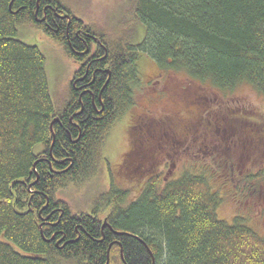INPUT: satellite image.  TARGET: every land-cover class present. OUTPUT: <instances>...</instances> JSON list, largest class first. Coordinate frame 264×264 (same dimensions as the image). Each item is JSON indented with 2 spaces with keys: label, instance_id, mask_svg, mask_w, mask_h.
I'll return each instance as SVG.
<instances>
[{
  "label": "trees",
  "instance_id": "1",
  "mask_svg": "<svg viewBox=\"0 0 264 264\" xmlns=\"http://www.w3.org/2000/svg\"><path fill=\"white\" fill-rule=\"evenodd\" d=\"M11 1L0 0V264H105L114 239L123 245L126 264H151L147 248L155 264H264V240L237 221L228 225L219 220L220 198L202 176L188 174L163 185L155 175L132 202H126L130 192L117 188L110 178L108 190L92 200L88 212L74 211L59 200L65 214L59 222L58 214L51 219L71 243L65 248L54 246L45 226L41 235L38 214L46 198L52 204L58 191L99 176L109 131L134 106L142 80L137 67L141 53L159 70L184 72L190 81L219 91L248 84L264 95V0H129L130 19L125 28L119 22L117 36L101 35L84 21L72 23L74 31L85 32L90 40L98 38L107 52L97 67L112 71L102 89L104 110L96 114L86 96L76 116L80 104L67 79L52 93L45 54L17 39L22 25L12 11L17 5L30 9L35 0H14L10 10ZM137 22L145 30L134 42ZM64 31L50 37L68 58ZM94 91L100 110L99 90ZM57 117L61 123L53 125V157L63 165L55 169L65 172L56 176L40 159L52 144L50 124ZM70 118L81 127V137ZM33 168L40 176L35 185ZM50 209L41 212L43 217ZM103 219L111 232L101 233ZM78 225L80 238L75 233ZM109 255L108 264H122L115 244Z\"/></svg>",
  "mask_w": 264,
  "mask_h": 264
},
{
  "label": "flooded vegetation",
  "instance_id": "2",
  "mask_svg": "<svg viewBox=\"0 0 264 264\" xmlns=\"http://www.w3.org/2000/svg\"><path fill=\"white\" fill-rule=\"evenodd\" d=\"M13 1L14 0L11 1L9 9ZM29 8L30 9H27L25 6L17 5L15 8L17 10L12 11V14L17 17V21L19 20L18 22L21 23V25H30L33 28L42 29V31L50 40H52L50 37L51 33L53 35L61 34L63 28H65L64 32L67 42V50H65L68 53V58L77 65V68L74 70L71 76L67 78L69 89L74 94V98H76L78 104H80V111L76 113L75 116L79 115L86 105L85 100L83 99L86 96H90V103L92 104L96 114L102 112L105 105L102 98V89L107 84L108 79L112 75V71L109 69V67L106 68V66L103 70H101L99 67H97V65L98 61L103 62V59L100 58V56L101 54H106L107 50H105V48L100 45L98 38L95 36L90 37L92 39L90 40L88 39V34H85V32L80 30L74 31L76 28L74 25H72V23L83 21V18L78 17L74 8L72 6L66 5L63 0H35L34 5H31ZM61 26H63V28ZM88 40H90V43H87ZM76 42L79 44H75ZM88 45L90 46V49H88ZM60 47L61 49L64 48L63 46ZM102 75L107 76L105 80L100 78ZM146 79V83L151 84V88H154V93L157 91L159 94V97H157L156 100H162L157 106L163 107V103L169 100V93L166 92L168 90L166 87H168V84H170L172 87L174 86V88L178 89L181 94L184 95L185 93V96H191L195 98L194 101L189 104V107L192 108H189L188 105H185L187 108V116L189 117V114L193 112L197 117H202L200 118V121H197L196 123H185L184 125L181 124V126L184 128L182 132H180V130L177 132L176 130L168 129L170 135L164 136L163 138H157L159 140V142L156 143L157 146L153 149H149V144L147 141H150L149 138L152 136L153 132L158 134L159 131L156 130H160L161 128H157L155 125L148 123L146 125L148 138H146L147 136H144L142 122L145 120V118L154 116L152 114L155 111L152 110V112H146L148 110L144 109L145 105L142 103L139 106L141 111H132L131 116L132 126L130 132L132 129L136 128L138 139H134V133L130 134L129 132L130 138L132 137L134 140H130V144H127L128 146L126 147L125 152H123L121 155V168L124 169L123 172H117L118 177L125 175L131 180L142 182V188L144 190L145 184L149 180L150 175L155 174V172H158L157 175L159 176L161 174L163 175L162 171L160 170L161 168L157 169V165H152V163H149L148 156L146 155L148 152H151L154 149L158 152L159 159L160 157H163V160H171L172 163L176 161V159H179L182 154H190V157L193 158L196 167H200L203 170H207L209 167L216 166L220 172V168L230 167L229 174L227 175L228 177L225 179V182L227 181V183H231L235 180L233 173L234 169L241 170V172H239V179L236 180V183H238L240 188L243 199L242 201L245 202L247 205L246 208L249 210L255 209L251 208L249 205L263 208L261 211L259 210L257 213H255L254 219L257 221V226H264L263 115L249 112L248 115L245 116V112L243 113V107L239 105L236 107L234 117H227L223 114L225 102L218 103L217 107L215 108H213V105H209L210 99L207 97V95H210L209 87L198 85L197 87H199L200 91L190 92L188 94L187 91L189 92L191 90L189 87L191 86V82L186 77H179L178 73L175 72L165 73L163 71H156L150 74V76L146 75ZM101 80L104 81L103 84ZM95 82L96 84L94 85ZM95 88H98L99 90L97 103H99L101 108L100 110L95 103ZM139 89L140 88L138 86L135 89V92H139ZM147 100L150 99L147 98ZM215 100L217 99L215 98ZM136 102L137 101H135L134 105H136ZM155 109L162 111L158 108ZM129 113H131V109ZM207 115H211V118H208ZM212 115L214 116L213 118ZM57 120L58 121L55 122V124H58L59 126L61 123L59 121V117H57ZM69 123L76 126L78 131L77 135L81 137V127L77 123L73 124L72 118L69 119ZM165 131L167 132V130ZM161 132L164 133L163 131ZM219 132H221V136L216 138V136L219 135ZM68 137L70 140L72 139L70 133L68 134ZM55 139L56 138L53 139L48 153L42 155V159L40 160L47 164V168L51 174H55L57 176L61 173H64L65 171L55 169V166L60 168L63 167L62 164H59L62 162L60 161L61 159H55L53 157V145L55 143ZM136 139L137 144L135 143ZM152 155H155V153H152ZM170 165L171 168L174 167L173 164ZM39 181L40 176L36 171L34 185L39 183ZM143 190H141L137 195L139 196ZM254 195H258V197L255 199ZM133 199L135 200V198ZM59 200L61 199L57 198V196L54 198L51 197L52 204H50L48 198H46V205L42 211L47 210L48 206H50L51 209L49 215L48 217H43L41 214L42 211H38V214L41 220V235L42 227L45 226V233L47 236H50L49 240L54 242V246L57 248H65L67 245L71 244L70 241L67 240V235L64 234V231H56V223L59 222L62 215L65 214L64 204L61 202L63 200ZM56 214L59 215L58 221L53 223L51 217L55 216ZM257 215L259 217H257ZM68 219L69 221H73L72 213H68ZM232 220H241L243 222H247L246 218L241 216L233 217ZM91 221H95L93 216ZM109 226V224L108 226L104 224L101 225V233L104 229H107L109 232H111L112 230ZM80 229L81 227L79 225L76 226L75 233L77 234L78 230ZM60 234L62 235L60 239L55 240L56 236H59ZM77 235L78 238H80V234ZM102 237H104V233ZM102 240H104V238ZM120 243L121 242L119 239H114V241L109 245L107 252H110L112 245L115 244L119 248L122 264H126L122 254L123 245ZM148 250L149 248H147V252L150 254L151 264H154L153 254L150 252V250Z\"/></svg>",
  "mask_w": 264,
  "mask_h": 264
},
{
  "label": "rangeland",
  "instance_id": "3",
  "mask_svg": "<svg viewBox=\"0 0 264 264\" xmlns=\"http://www.w3.org/2000/svg\"><path fill=\"white\" fill-rule=\"evenodd\" d=\"M66 5L72 6L77 13L78 17L83 18V21L91 26L93 31L96 30L97 33L101 32L105 34L107 32L112 34L115 32L116 36L119 34L120 23L124 24L126 27V21L130 18L126 17L127 11L131 12V4L129 0H63ZM126 11V12H125ZM125 12V13H124ZM133 16V14H132ZM133 19V17H131ZM121 20H124L121 22ZM134 21V20H133ZM120 22V23H119ZM98 27V29H97ZM137 31L135 33L134 42H138L143 38L144 25H141L137 22L135 24ZM19 34L17 39L27 43L28 45H34L39 48L40 51H43L46 57V72L48 73V83L50 85V91L53 93L60 82L64 79H67L71 76L74 70L77 68V65L73 63L70 59L66 57L64 50L56 44L53 40H50L47 35L42 31V29H36L29 26L22 25L19 29ZM109 35V34H108ZM139 61L137 62V67L139 68L141 79L140 91H136L135 101L136 105L132 107L131 113L121 117L116 121L114 126L109 131V136L104 144L103 156L106 158L105 165H103L99 176L93 178L88 184L80 185L79 187L73 186L70 187L68 191L60 190L57 193V198H60L64 202L71 204L74 211H90L92 206V200L101 192L108 190L110 178L114 180V184L117 188L122 190H128L130 192L129 199L138 197L142 188V182H136L129 179L127 176L118 177L117 172H123L124 168H121L122 153L125 152L127 144H130V129L132 126V111L137 112L141 111L139 107L142 103L145 105L144 109L148 110L146 112H153L152 117L145 118L143 123L144 136H147L146 125L151 123L157 128H161L158 134L153 132L152 136L149 138L150 141H147L149 144V149H153L157 146L156 143L159 142L157 138H163L164 136H169L170 133L168 129H173L178 132L183 131L185 123H196L200 121L202 116H196L195 113L191 112L189 117L186 113V106L191 104L194 101V97L185 96L181 92L168 84V89L166 92L169 93L168 101H165L162 106H157L162 100H156L159 97L157 91L154 93V88H151V84H147L146 75H149L156 72V69L152 65L151 59H149L145 54L141 53L139 55ZM171 73V72H169ZM179 77H185L184 72L178 73ZM145 80V81H144ZM152 82V81H151ZM146 83V84H145ZM203 87L210 88V95L207 97L210 99L209 105H213V108L217 107L218 103L225 102L223 107V114L225 116L234 117V112L236 107L241 105L243 107V113L245 116L248 113H259L264 117V97L263 95L252 85L248 84H238L232 90L222 91L215 89L214 87L208 86L205 83H198ZM151 88V90H150ZM187 93L200 91L199 87H194ZM138 92V93H137ZM198 94V92H197ZM167 95V94H166ZM149 98L150 100H147ZM215 98L217 100H215ZM147 100V101H145ZM157 101V102H156ZM156 102V103H155ZM248 104V105H247ZM155 108L161 109L158 111ZM192 108V107H189ZM211 118V115L208 116ZM214 116L212 115V118ZM188 119V120H187ZM190 119V120H189ZM213 129V128H212ZM135 130V131H134ZM132 131L134 133V139L137 138L136 128ZM167 130V132L165 131ZM221 130V129H219ZM163 131L164 133H162ZM161 135V137H160ZM221 136V132L216 138ZM148 138V136L146 137ZM133 139V140H134ZM137 139L135 143L137 144ZM146 143V144H147ZM147 148V146H146ZM185 148V147H184ZM147 151V150H146ZM155 155H152V153ZM151 152H148L149 163L152 165H157V169H160L163 173L161 174L162 182L177 181V179L182 178L184 175L192 174L196 176H203L206 180L205 184L208 185L210 192H213L220 197V201L217 208V217L220 221H225L228 225L233 224V217L241 216L246 218L247 222L238 220L237 222L242 225H247L255 235L264 240V226H257V221L255 218V213L263 208L253 207L254 210H249L246 208V204L242 201V194L238 183L236 180L239 179V172L241 170H233L235 180L231 183L225 182V179L228 177L230 167L220 168V172L216 166L209 167L207 170H203L200 167H196L194 164L193 158L190 157V154H182L179 159H176L173 163L171 160H163V157H159L158 152L154 149ZM173 164L174 167L171 168ZM235 167V166H234ZM170 171V172H169ZM158 173V172H155ZM109 174L111 177H109ZM155 176V174H153ZM144 185V184H143ZM258 195H254L256 199ZM264 199V195H263ZM129 201V200H128ZM127 201V202H128ZM257 217H259L257 215Z\"/></svg>",
  "mask_w": 264,
  "mask_h": 264
},
{
  "label": "water",
  "instance_id": "4",
  "mask_svg": "<svg viewBox=\"0 0 264 264\" xmlns=\"http://www.w3.org/2000/svg\"><path fill=\"white\" fill-rule=\"evenodd\" d=\"M57 121H58V120L55 119V120L50 124V127H51L50 130H51V132H53V127H52V126H53V125L55 124V122H57ZM52 138L54 139L55 137L52 135ZM34 167H35V166H34ZM104 222L107 223L105 220H104ZM148 251H149V250H148ZM108 252H109V251H108ZM108 252H107V254H106V255H107L106 264H108V261H109V255H108ZM154 264H155V263H154Z\"/></svg>",
  "mask_w": 264,
  "mask_h": 264
}]
</instances>
